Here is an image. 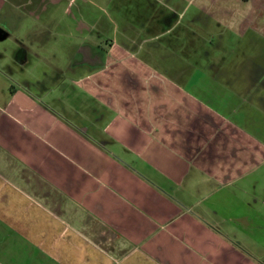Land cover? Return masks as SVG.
<instances>
[{
	"label": "crops",
	"instance_id": "crops-1",
	"mask_svg": "<svg viewBox=\"0 0 264 264\" xmlns=\"http://www.w3.org/2000/svg\"><path fill=\"white\" fill-rule=\"evenodd\" d=\"M1 9L0 264H264V0Z\"/></svg>",
	"mask_w": 264,
	"mask_h": 264
},
{
	"label": "rangeland",
	"instance_id": "rangeland-1",
	"mask_svg": "<svg viewBox=\"0 0 264 264\" xmlns=\"http://www.w3.org/2000/svg\"><path fill=\"white\" fill-rule=\"evenodd\" d=\"M2 11H5V10L1 9L0 12ZM26 23L27 22L24 20L22 24L16 28L15 26H11V21L6 19L5 13L2 12L0 14V27L5 28L8 34V36L3 37V38L0 36V51H2L4 54L3 58L0 60V65L1 66L3 65L12 66V61H13L12 51L14 49V46L16 45V43H18V41L23 42L19 40L20 36L25 38V41L23 43L24 45H26V50L31 56L30 64H28L24 72L20 68H17V69L15 68L16 71L14 75H19V76H24L25 74L38 75L39 67L42 68V65H47V66H51L52 64H56L59 66L67 65V62L69 61H68V56L65 53V51H62L57 48L56 49L57 51L55 52V54L52 55V53L54 52L53 48H51V51H50L49 48H46V49L43 48V46L39 44L37 41L34 42V41L27 40L26 39L28 38L27 35L23 36L24 34L27 33ZM231 35L234 39V35L233 34ZM232 42L234 41H232L230 38L229 40H227L228 45ZM210 49H211L210 52H211L212 58L217 59L219 57V54H218L219 51L217 50V48H210ZM258 49L260 48L256 47V51ZM229 61L230 62L228 64H231V61H234V59H229Z\"/></svg>",
	"mask_w": 264,
	"mask_h": 264
}]
</instances>
